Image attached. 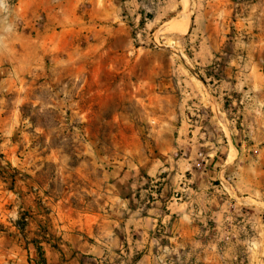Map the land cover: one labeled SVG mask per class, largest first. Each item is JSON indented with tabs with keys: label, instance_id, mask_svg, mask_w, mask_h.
Returning a JSON list of instances; mask_svg holds the SVG:
<instances>
[{
	"label": "crops",
	"instance_id": "0c3cea01",
	"mask_svg": "<svg viewBox=\"0 0 264 264\" xmlns=\"http://www.w3.org/2000/svg\"><path fill=\"white\" fill-rule=\"evenodd\" d=\"M88 3L93 24L183 45L157 65L175 75L149 163L114 172L97 206L57 201L45 264H264V0Z\"/></svg>",
	"mask_w": 264,
	"mask_h": 264
},
{
	"label": "rangeland",
	"instance_id": "374dc122",
	"mask_svg": "<svg viewBox=\"0 0 264 264\" xmlns=\"http://www.w3.org/2000/svg\"><path fill=\"white\" fill-rule=\"evenodd\" d=\"M88 4L0 0V264H39L57 201L103 203L114 172L156 151L159 84L175 75L157 65L183 42L93 24Z\"/></svg>",
	"mask_w": 264,
	"mask_h": 264
},
{
	"label": "trees",
	"instance_id": "16d2710c",
	"mask_svg": "<svg viewBox=\"0 0 264 264\" xmlns=\"http://www.w3.org/2000/svg\"><path fill=\"white\" fill-rule=\"evenodd\" d=\"M36 249H37L38 255H39V264H45L43 253H42V250H41V246L40 245H36Z\"/></svg>",
	"mask_w": 264,
	"mask_h": 264
}]
</instances>
